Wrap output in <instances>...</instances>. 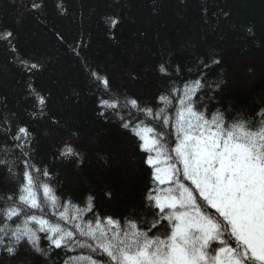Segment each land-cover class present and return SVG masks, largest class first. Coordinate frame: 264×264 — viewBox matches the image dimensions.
I'll return each instance as SVG.
<instances>
[{"label":"snow or ice","instance_id":"6c2138e0","mask_svg":"<svg viewBox=\"0 0 264 264\" xmlns=\"http://www.w3.org/2000/svg\"><path fill=\"white\" fill-rule=\"evenodd\" d=\"M43 6L30 2L32 11ZM55 8L62 17L68 13L64 0ZM104 22L111 32L119 20ZM246 31L255 36L253 26ZM16 39L13 31H0V43L21 69L40 71L41 63L18 57ZM81 46L71 51L93 87L96 118L128 135L147 173L140 204L117 216L101 213L92 193L75 201L62 191L59 165L79 168L86 159L80 132L49 117L48 97L29 84L35 101L29 119L48 118L66 135L45 162L28 123L0 121V264H264V99L248 108L222 107L229 81L217 72L223 58L215 50L191 67L161 60L151 71L162 84L145 97L91 68ZM104 195L113 199L110 189Z\"/></svg>","mask_w":264,"mask_h":264},{"label":"trees","instance_id":"16d2710c","mask_svg":"<svg viewBox=\"0 0 264 264\" xmlns=\"http://www.w3.org/2000/svg\"><path fill=\"white\" fill-rule=\"evenodd\" d=\"M30 2L0 0V31L14 32L19 58L43 65L34 74L23 71L16 56L0 43V121L28 123L37 158L47 162L66 133L48 118L29 119L35 102L29 84L48 97L49 117L79 130L86 155L79 168L59 165L62 191L75 201L92 193L101 213L119 216L139 205L148 177L134 159L128 135L96 118L93 87L72 47L82 45L79 50L88 65L107 74L114 86L145 97L162 84L151 71L161 60L191 67L197 57L215 50L223 58L217 72L224 70L229 81L220 97L222 107L248 108L264 99V0H156L158 14L153 0H64L68 13L63 17L55 8L59 0H42L39 11H32ZM225 12L230 15L225 17ZM106 17L119 20L111 32ZM249 26L255 36L247 33ZM184 41L191 46L182 47ZM130 71L140 78L131 81ZM102 157L112 162L111 168ZM108 189L113 191L111 200L104 195Z\"/></svg>","mask_w":264,"mask_h":264}]
</instances>
